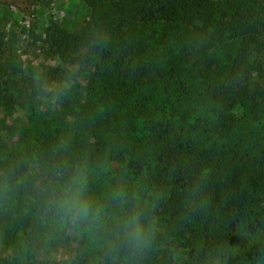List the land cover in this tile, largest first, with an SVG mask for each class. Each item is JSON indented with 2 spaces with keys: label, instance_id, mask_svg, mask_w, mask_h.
Masks as SVG:
<instances>
[{
  "label": "trees",
  "instance_id": "obj_1",
  "mask_svg": "<svg viewBox=\"0 0 264 264\" xmlns=\"http://www.w3.org/2000/svg\"><path fill=\"white\" fill-rule=\"evenodd\" d=\"M83 1L85 25H55L47 38L92 94L76 97L72 86L61 110L35 112L17 151L0 139V239L27 260L0 264H161L164 230L204 261L221 248H255L264 233V85L251 86L262 63L250 56L264 54V0ZM159 30L168 45L154 59ZM221 48L227 75L215 83ZM53 71V80L64 76ZM69 187L82 188L86 218L63 206ZM134 217L147 246L127 236ZM61 226L82 230L74 257L38 260ZM87 231L106 240L99 260L87 255Z\"/></svg>",
  "mask_w": 264,
  "mask_h": 264
},
{
  "label": "rangeland",
  "instance_id": "obj_2",
  "mask_svg": "<svg viewBox=\"0 0 264 264\" xmlns=\"http://www.w3.org/2000/svg\"><path fill=\"white\" fill-rule=\"evenodd\" d=\"M89 19L90 8L83 0H0V139L12 152L23 145L24 134L33 127L35 112L51 115L54 110H61L60 95L71 97L67 91L72 86L75 87L76 97L92 94L85 73L62 63L47 38L48 31L55 25L75 32ZM32 30L36 36H32ZM167 39L161 30L150 39V58L156 59L162 53L168 45ZM197 51L193 50L195 55L192 59L198 57ZM215 53L222 59L221 67L213 66L210 81L221 83L227 75L224 65L229 54L224 48ZM250 58L262 63L260 76L255 71L250 75L251 86L259 82L264 85V54L253 52ZM56 68L63 71L64 76L53 80L51 75ZM81 231L76 226L57 227L52 231L50 243L39 249L36 258L62 261L74 257ZM159 239L158 259L166 264H264V233L258 236L255 248L237 246L229 254L221 248L208 253V258L205 255V261L198 259L200 251L192 252L185 240L178 239L171 232L164 230ZM105 243L102 236L87 231L86 250L89 257L99 260ZM222 255H225L224 259ZM0 257H17L27 261L25 253L14 252L1 239ZM126 261L122 257L114 259L117 264Z\"/></svg>",
  "mask_w": 264,
  "mask_h": 264
},
{
  "label": "clouds",
  "instance_id": "obj_3",
  "mask_svg": "<svg viewBox=\"0 0 264 264\" xmlns=\"http://www.w3.org/2000/svg\"><path fill=\"white\" fill-rule=\"evenodd\" d=\"M63 206L66 207L69 212H75L85 218L92 210L90 204L83 198L82 188L80 187H69L64 190ZM128 227L131 229L130 232L127 233L130 242L137 247L147 246L148 240L145 230L138 223L135 217L128 224Z\"/></svg>",
  "mask_w": 264,
  "mask_h": 264
}]
</instances>
